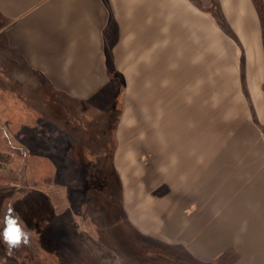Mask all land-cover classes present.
Returning a JSON list of instances; mask_svg holds the SVG:
<instances>
[{"label":"rangeland","instance_id":"obj_1","mask_svg":"<svg viewBox=\"0 0 264 264\" xmlns=\"http://www.w3.org/2000/svg\"><path fill=\"white\" fill-rule=\"evenodd\" d=\"M188 1L124 46L121 70L90 78L85 108L14 107L4 123L0 106V264H202L214 211L230 248L206 264L264 253V86L222 5Z\"/></svg>","mask_w":264,"mask_h":264},{"label":"crops","instance_id":"obj_2","mask_svg":"<svg viewBox=\"0 0 264 264\" xmlns=\"http://www.w3.org/2000/svg\"><path fill=\"white\" fill-rule=\"evenodd\" d=\"M217 1L241 38L249 77L264 86V26L254 1ZM187 4L196 8L188 0H0V106L8 110L4 123L15 118L14 107L29 117L68 102L73 103L68 107L79 102L85 108L86 93L97 90L90 78L121 70L123 55L129 60L133 51L126 47L124 52V46L143 44L140 35L153 36L156 18L164 22L167 14L169 21L171 12H184ZM22 122L27 133L28 122ZM58 129L54 134L60 137ZM58 137L50 144L46 137L40 141L54 151ZM68 138L85 144L75 131ZM20 143L25 145L23 137ZM211 215V227L204 228L201 219L207 214L196 210L201 224L195 253L202 264L230 248L228 243L218 246L215 211ZM247 264H264V253Z\"/></svg>","mask_w":264,"mask_h":264},{"label":"snow or ice","instance_id":"obj_3","mask_svg":"<svg viewBox=\"0 0 264 264\" xmlns=\"http://www.w3.org/2000/svg\"><path fill=\"white\" fill-rule=\"evenodd\" d=\"M12 239H16V236L15 235H12Z\"/></svg>","mask_w":264,"mask_h":264}]
</instances>
